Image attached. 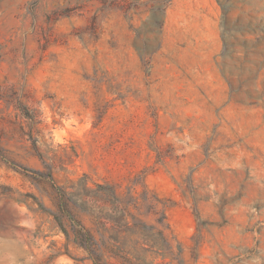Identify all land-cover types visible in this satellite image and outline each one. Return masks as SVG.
Masks as SVG:
<instances>
[{
  "label": "rangeland",
  "instance_id": "374dc122",
  "mask_svg": "<svg viewBox=\"0 0 264 264\" xmlns=\"http://www.w3.org/2000/svg\"><path fill=\"white\" fill-rule=\"evenodd\" d=\"M95 257L264 264V0H0V264Z\"/></svg>",
  "mask_w": 264,
  "mask_h": 264
},
{
  "label": "trees",
  "instance_id": "16d2710c",
  "mask_svg": "<svg viewBox=\"0 0 264 264\" xmlns=\"http://www.w3.org/2000/svg\"><path fill=\"white\" fill-rule=\"evenodd\" d=\"M63 205L65 206V207H67V204L65 203V202H63ZM81 237H82V240H83V245L84 246H87L88 244H90V239H91V235H90V233L88 232V231H84V232H82V234H81ZM94 259V263L95 264H100V260H99V258L98 257H95V258H93Z\"/></svg>",
  "mask_w": 264,
  "mask_h": 264
}]
</instances>
